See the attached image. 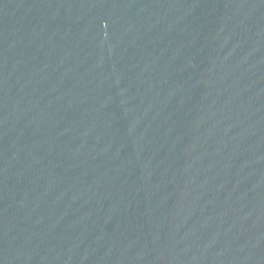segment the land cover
Listing matches in <instances>:
<instances>
[{
  "label": "water",
  "instance_id": "water-1",
  "mask_svg": "<svg viewBox=\"0 0 264 264\" xmlns=\"http://www.w3.org/2000/svg\"><path fill=\"white\" fill-rule=\"evenodd\" d=\"M0 264H264V0H0Z\"/></svg>",
  "mask_w": 264,
  "mask_h": 264
}]
</instances>
